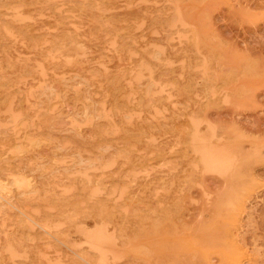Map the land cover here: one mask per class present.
Returning a JSON list of instances; mask_svg holds the SVG:
<instances>
[{
	"label": "rangeland",
	"instance_id": "obj_1",
	"mask_svg": "<svg viewBox=\"0 0 264 264\" xmlns=\"http://www.w3.org/2000/svg\"><path fill=\"white\" fill-rule=\"evenodd\" d=\"M0 264H264V0H0Z\"/></svg>",
	"mask_w": 264,
	"mask_h": 264
},
{
	"label": "bare ground",
	"instance_id": "obj_2",
	"mask_svg": "<svg viewBox=\"0 0 264 264\" xmlns=\"http://www.w3.org/2000/svg\"><path fill=\"white\" fill-rule=\"evenodd\" d=\"M22 249V248H21Z\"/></svg>",
	"mask_w": 264,
	"mask_h": 264
}]
</instances>
